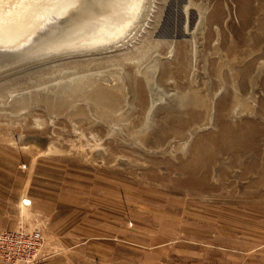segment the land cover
<instances>
[{
  "label": "rangeland",
  "instance_id": "374dc122",
  "mask_svg": "<svg viewBox=\"0 0 264 264\" xmlns=\"http://www.w3.org/2000/svg\"><path fill=\"white\" fill-rule=\"evenodd\" d=\"M256 2L152 0L122 47L0 76V187L24 198L16 223L43 229L35 264L74 231L97 264H264Z\"/></svg>",
  "mask_w": 264,
  "mask_h": 264
},
{
  "label": "bare ground",
  "instance_id": "6f19581e",
  "mask_svg": "<svg viewBox=\"0 0 264 264\" xmlns=\"http://www.w3.org/2000/svg\"><path fill=\"white\" fill-rule=\"evenodd\" d=\"M151 2L145 0L138 11L141 3L130 0H86L74 8L0 0V74L64 56L62 51L122 47L144 25Z\"/></svg>",
  "mask_w": 264,
  "mask_h": 264
},
{
  "label": "crops",
  "instance_id": "0c3cea01",
  "mask_svg": "<svg viewBox=\"0 0 264 264\" xmlns=\"http://www.w3.org/2000/svg\"><path fill=\"white\" fill-rule=\"evenodd\" d=\"M255 1L257 2L252 5V8H254L255 10L254 14L256 12V14L263 17L264 19V0H255ZM259 30H264V28L263 27L259 28ZM18 195L19 193H15V190L12 191L10 187H5V186L0 187V231L6 228H11L15 225L17 221L16 219L18 216L19 208H20V203L18 200L24 199L21 196L18 198ZM36 200L35 201L30 200V204H29L30 208L36 211L38 210L40 212H45V208L47 206L42 204V201H39L38 203L36 202ZM63 212L64 210L62 209L61 213ZM57 213L58 211L56 210V213L54 216L51 214L50 215L48 214L52 219V220L50 219V222L51 221L53 222V220L55 221L58 218V216H60V217H63L62 219H64L62 220V223L66 225L68 222V216H69L68 210H66V212L63 214H59L58 216H57ZM66 228L68 227L66 226ZM66 228L63 233H70V231L66 230ZM67 237L68 236H64V237L62 236L60 237L61 239H59L60 245L62 243L68 246L67 251L63 253L62 258L59 259V261L57 262L54 260H49L46 262H42L40 264H97L98 263V260H100V254H101L100 250H97L94 247H90V244L89 246L85 245L86 239L85 240L82 239L81 241H79L77 239L78 235L76 231H74V233H72L71 235L72 239L76 238V242L69 244L66 241ZM108 238L110 239L111 237L109 236ZM109 249H111V247ZM109 252H111V250Z\"/></svg>",
  "mask_w": 264,
  "mask_h": 264
},
{
  "label": "built area",
  "instance_id": "2783aa9c",
  "mask_svg": "<svg viewBox=\"0 0 264 264\" xmlns=\"http://www.w3.org/2000/svg\"><path fill=\"white\" fill-rule=\"evenodd\" d=\"M38 222L19 220L15 226L0 231L1 264H35L46 257V238Z\"/></svg>",
  "mask_w": 264,
  "mask_h": 264
},
{
  "label": "snow or ice",
  "instance_id": "6c2138e0",
  "mask_svg": "<svg viewBox=\"0 0 264 264\" xmlns=\"http://www.w3.org/2000/svg\"><path fill=\"white\" fill-rule=\"evenodd\" d=\"M24 2L29 4H49V3H56V4H62L67 7H75L77 4H83L86 3V0H24ZM132 3H142L143 0H130ZM2 23H0V33H2Z\"/></svg>",
  "mask_w": 264,
  "mask_h": 264
},
{
  "label": "water",
  "instance_id": "95a60500",
  "mask_svg": "<svg viewBox=\"0 0 264 264\" xmlns=\"http://www.w3.org/2000/svg\"><path fill=\"white\" fill-rule=\"evenodd\" d=\"M3 15V14H2ZM67 52V51H66ZM65 51H62V52H59V53H62V55H68V54H72V53H66ZM86 52V51H85ZM80 53H83V52H80ZM76 54H78V53H76ZM17 70V69H16ZM2 72H3V70H2ZM8 72L6 71V72H4V74H7ZM4 74H0V76H2V75H4Z\"/></svg>",
  "mask_w": 264,
  "mask_h": 264
}]
</instances>
